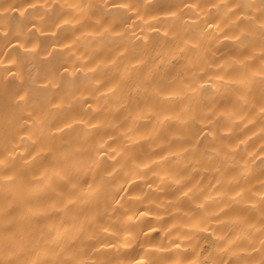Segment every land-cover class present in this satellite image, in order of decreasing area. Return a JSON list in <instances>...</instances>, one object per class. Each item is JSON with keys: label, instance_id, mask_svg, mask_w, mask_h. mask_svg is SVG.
<instances>
[{"label": "bare ground", "instance_id": "1", "mask_svg": "<svg viewBox=\"0 0 264 264\" xmlns=\"http://www.w3.org/2000/svg\"><path fill=\"white\" fill-rule=\"evenodd\" d=\"M0 264H264V0H0Z\"/></svg>", "mask_w": 264, "mask_h": 264}]
</instances>
